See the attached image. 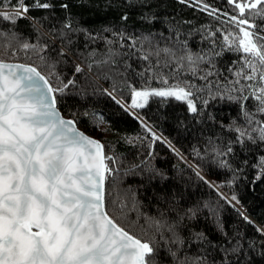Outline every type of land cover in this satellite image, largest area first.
Listing matches in <instances>:
<instances>
[{
  "label": "snow or ice",
  "instance_id": "6c2138e0",
  "mask_svg": "<svg viewBox=\"0 0 264 264\" xmlns=\"http://www.w3.org/2000/svg\"><path fill=\"white\" fill-rule=\"evenodd\" d=\"M222 2L175 0L179 11L169 12V0H76L75 7L0 0V264H252L253 254L264 257V242L243 230L254 226L264 236V222L237 208V192L221 191L264 181V0ZM185 9L211 20L196 23ZM89 91L139 121L143 136L119 139L149 148L162 141L192 175L157 167L153 151L124 166L78 127L91 117L102 132L116 131L102 111L80 103ZM153 98L184 102L175 123L178 134H191L189 152L143 115ZM189 155L230 177L209 180ZM129 175L144 184H126ZM200 183L215 199L193 194ZM221 201L242 221L230 227Z\"/></svg>",
  "mask_w": 264,
  "mask_h": 264
},
{
  "label": "trees",
  "instance_id": "16d2710c",
  "mask_svg": "<svg viewBox=\"0 0 264 264\" xmlns=\"http://www.w3.org/2000/svg\"><path fill=\"white\" fill-rule=\"evenodd\" d=\"M73 6L75 7L76 0H71ZM213 2L220 7H225V4L222 0H213ZM176 8V11H179L178 6L175 4V0H169L168 11H172L173 8ZM183 16L188 17L189 19H194L196 23L205 24L211 20V17L206 16L202 12H196L194 10L190 11L185 9L182 13ZM20 27L27 32L28 29L25 27L27 21L21 19ZM139 26V25H137ZM159 26V25H157ZM195 24L193 25V27ZM199 37L194 36L190 38V43L193 48L197 47V41ZM154 86H160L159 81L154 82ZM73 96L68 97V103L64 104L61 107V111L68 115V108L71 106ZM80 103L84 104L85 108L91 107L102 111L105 114V119L112 122L113 127L116 131L112 132H102L101 125L100 127H94L91 123V117L82 118L83 122L78 124L86 132L94 135L96 138H100L106 144V150L108 152H115L118 156H122L124 166H126L127 161L135 160L137 163L139 160L146 156L148 151H153L155 154V159L152 161L157 167L164 168L170 173L175 174L178 168L185 169V175H192L190 170L187 168V165L184 161L178 160L175 154L164 144L162 141H157L154 145L149 148L147 142H145L142 147L139 143L130 144L126 140H121L119 137L122 134L135 136L137 134L143 136V132L139 121H137L130 114H122L119 106L115 104L111 99H106L104 97L93 94L91 91L88 92L87 97L80 100ZM184 102L177 101L175 98H168L167 103H160L156 98H153L149 101L148 105L141 110L143 115L149 120H152L158 132L164 137H172L174 143L181 147L186 153L189 152V149L192 146L191 134L185 135L183 132L177 133V125L175 119L181 115L182 107ZM163 113L167 115L169 119L162 120L159 118L160 114ZM189 162L196 160L197 163H201L204 168L205 175L208 176L209 180L217 181L224 180L226 177H230V173L226 169L217 168L215 165L210 164L209 162H202L197 159L195 156L189 155ZM121 176L123 174L121 173ZM126 184H144L145 178L139 175H129L123 177ZM193 184H195V177H192ZM173 183L171 179L167 180L164 187H168ZM154 187H160L159 179L153 181ZM230 190H233L238 193L242 200V204L237 205L241 211H246L249 216L252 217L256 223L264 222V181L256 182L253 184H238L231 186H225L221 188V191L228 194ZM111 191V189H110ZM141 192L144 191L143 188L140 189ZM192 192L196 196L203 197L204 199H215L216 193L215 190L210 188L205 183H200L198 187L192 188ZM223 204V201H221ZM148 209L145 208V211ZM223 216L228 222L229 226H235L236 222L242 221V218L237 215L236 209L232 208L227 204H223ZM134 215V214H133ZM245 225L247 222L244 221ZM249 236H254L256 243L264 242V236L259 233H254V226H247L245 229ZM252 264H264V257L257 254L251 256Z\"/></svg>",
  "mask_w": 264,
  "mask_h": 264
},
{
  "label": "water",
  "instance_id": "95a60500",
  "mask_svg": "<svg viewBox=\"0 0 264 264\" xmlns=\"http://www.w3.org/2000/svg\"><path fill=\"white\" fill-rule=\"evenodd\" d=\"M78 127L81 129V130H83V131H85L82 127H80L79 125H78ZM86 132V131H85ZM87 134H89V135H91L90 133H88V132H86ZM93 136V135H92ZM95 137V136H94Z\"/></svg>",
  "mask_w": 264,
  "mask_h": 264
},
{
  "label": "rangeland",
  "instance_id": "374dc122",
  "mask_svg": "<svg viewBox=\"0 0 264 264\" xmlns=\"http://www.w3.org/2000/svg\"><path fill=\"white\" fill-rule=\"evenodd\" d=\"M92 135V134H91ZM94 136V135H93Z\"/></svg>",
  "mask_w": 264,
  "mask_h": 264
}]
</instances>
